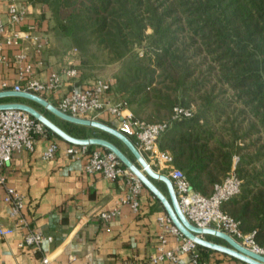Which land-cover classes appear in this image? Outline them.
Wrapping results in <instances>:
<instances>
[{
  "label": "trees",
  "instance_id": "trees-1",
  "mask_svg": "<svg viewBox=\"0 0 264 264\" xmlns=\"http://www.w3.org/2000/svg\"><path fill=\"white\" fill-rule=\"evenodd\" d=\"M28 1L46 4L51 29L83 52L81 80L88 79L85 55L92 44L106 49L110 62L122 63L111 91L136 118L172 122L160 147L172 153L194 189L211 195L234 167L242 191L222 208L264 245V0ZM198 58L207 62L205 70ZM197 70L226 83L232 94L220 97L215 86L201 92ZM0 101L36 104L16 96ZM177 105L192 115L173 119ZM53 116L71 135L110 139L135 160L112 134ZM205 249L198 245L202 258Z\"/></svg>",
  "mask_w": 264,
  "mask_h": 264
},
{
  "label": "built area",
  "instance_id": "built-area-1",
  "mask_svg": "<svg viewBox=\"0 0 264 264\" xmlns=\"http://www.w3.org/2000/svg\"><path fill=\"white\" fill-rule=\"evenodd\" d=\"M31 6L28 0H9L6 5L7 20L0 12V65L16 62L19 68V78L13 84L0 80V91L12 89L35 93L55 104L61 111L76 117L97 120H101L102 116L114 118L116 123L113 122L112 126L133 140L146 161L156 171L172 179L181 211L191 223L202 228L211 227L226 232L243 246L264 255V245H260L255 239L256 231L243 232L239 221L222 208L225 202L242 191V180L234 168L222 182L215 185L211 195H205L192 187L186 172L175 165L172 153L160 147L161 137L171 127V121L148 122L136 118L128 109L127 102L118 99L111 91L113 81L105 78H97L91 84L81 87L74 86L67 93L60 95L64 84L63 77L69 80L80 78L81 68L77 64L71 63L61 71H53L46 80H41L35 75L36 67L43 64L42 54L49 44V38L40 31L38 24H29L25 29L19 28L28 18ZM14 47L21 49L10 56L7 55L6 50ZM29 49L36 59H29ZM191 115V108L177 105L173 119ZM48 134L46 125L29 112L15 108L0 110V185L6 187L4 200L11 205V218L18 228L24 230L20 246L32 251H40L45 241H53V236L31 227L24 211V197L8 185L3 167L13 159L15 153L22 150L34 151L38 138ZM58 149L59 144L52 142L44 157L53 158ZM67 152L73 158L85 157V170L89 174L100 173L113 181L126 178L128 188L121 196L120 203L131 206L135 212L140 210V194L144 184L124 166L114 152L91 144H71ZM119 214L121 209L116 206L103 210L99 217L108 221ZM160 221L167 231L181 237L183 241L175 249H167L166 237L161 236V245L157 252L150 256L149 264L163 260H168L171 264H181L177 251L189 252L192 256L190 264H209L208 260L201 257L198 244L185 236L169 215L161 216ZM13 232L14 228L0 226L2 236ZM50 262L48 255L41 258L42 264Z\"/></svg>",
  "mask_w": 264,
  "mask_h": 264
},
{
  "label": "crops",
  "instance_id": "crops-1",
  "mask_svg": "<svg viewBox=\"0 0 264 264\" xmlns=\"http://www.w3.org/2000/svg\"><path fill=\"white\" fill-rule=\"evenodd\" d=\"M8 1L0 0V12L5 20ZM29 24H38L40 31L49 38V44L42 54L43 64L35 69V75L39 79L46 80L53 71H61L63 67L73 63L69 54L59 50L47 20L33 12L32 7L28 18L19 28L25 29ZM20 49L8 48L6 53L10 56ZM28 53L29 59H36L31 49ZM18 71L16 62L10 65L1 64L0 80L13 84L19 78ZM63 81L60 95L67 93L74 86L88 85L94 80H69L63 77ZM31 105L59 126L62 125V122L53 116L54 113L44 106L38 103ZM128 109L132 111L131 108ZM100 119L110 125L116 123L114 118L109 116H102ZM52 142H57L59 149L53 158H45V151ZM71 144L73 143L55 136V133L49 130L48 136L38 138L34 151L22 150L15 153L13 159L3 167L8 185L24 197V211L31 227L53 236V241H45L40 251L20 246L24 230L18 228L11 218V205L4 200L6 187L0 185V226L14 228L12 234L0 235V264H42L41 258L44 255L49 256L50 264H149L150 256L157 252L161 245V236L166 237L167 249H175L182 243L183 239L167 231L160 221L161 216L168 214L149 188L143 186L140 210L135 212L131 206L120 203L121 196L128 188L126 178L113 181L100 173H87L86 158H73L67 152ZM122 147L128 148L124 143ZM154 182L169 195L165 182L159 179H154ZM116 206L121 209L118 216L108 221L99 217L103 210ZM204 237L227 244L224 239L215 235L206 234ZM204 254L203 259L208 260L209 264H248L207 247ZM177 255L181 264H190L192 256L189 252L177 251ZM156 264L171 263L163 260Z\"/></svg>",
  "mask_w": 264,
  "mask_h": 264
},
{
  "label": "water",
  "instance_id": "water-1",
  "mask_svg": "<svg viewBox=\"0 0 264 264\" xmlns=\"http://www.w3.org/2000/svg\"><path fill=\"white\" fill-rule=\"evenodd\" d=\"M10 96L27 98L35 103L40 104L41 106H44L47 110L51 111L64 120L86 126L96 127L117 137L129 148L131 153L134 155L135 160L130 158L126 152H124L117 144H115L110 139L98 136L83 138L71 135L65 129L51 120L48 116H46L43 112L29 103L16 101L0 102V110L10 108L25 110L39 119L41 122H43L46 127L53 133L70 143L77 145H99L114 152L117 157L123 162V164L128 167L147 188H149V190L155 195V197L159 199L173 223L183 232L185 236L194 240L198 245L224 252L248 264H264V255L256 253L255 251L243 246L228 233L211 227L202 228L191 223L181 211L172 179L166 174L156 171L146 161L144 156L134 144L133 140L124 132L101 120L81 118L65 113L49 100L32 92L16 91L12 89L0 91V98ZM154 179H159L165 182L168 187L169 195L165 194L156 185ZM206 234L218 236L224 239L227 244L209 240L204 237V235Z\"/></svg>",
  "mask_w": 264,
  "mask_h": 264
},
{
  "label": "rangeland",
  "instance_id": "rangeland-1",
  "mask_svg": "<svg viewBox=\"0 0 264 264\" xmlns=\"http://www.w3.org/2000/svg\"><path fill=\"white\" fill-rule=\"evenodd\" d=\"M32 9L33 12H36L41 18L46 19L47 22L49 23L50 26L53 25V19H52V14L49 9V7L46 4H38L34 5L32 4ZM53 31V30H52ZM53 33V39L57 46H59V50L62 52H66L69 54L71 59L73 60L72 64H77L79 67L82 68V61H81V54L83 53L79 48L76 47L74 42L71 40L70 37L62 35L60 33H56L55 31ZM137 52L141 55L143 50L141 48L136 49ZM198 57V56H197ZM87 62L86 65V72L88 75V80H95L97 78H105L114 81V76L115 73L119 72L120 68H122V63L121 62H110L111 60V55L110 53L101 47H98L95 44L90 45V48L88 49V52L85 55ZM200 62L201 64V69L205 70L207 67V62L202 58H198L196 62ZM203 62V63H202ZM214 74V73H213ZM196 77L199 79L203 80V83L200 84L201 92H210L212 88L215 86V92L220 93L225 96H229L232 94L230 89H228V85L226 83H219L217 79L214 77V75L210 74L209 72H199L198 70L196 71ZM199 90V89H197ZM225 91L224 94L222 92ZM154 107L149 108L147 110V114L150 115L151 112L153 111ZM147 120L146 118H144Z\"/></svg>",
  "mask_w": 264,
  "mask_h": 264
}]
</instances>
